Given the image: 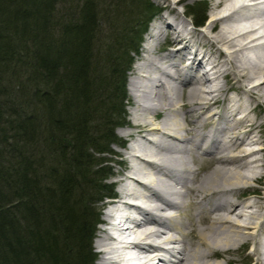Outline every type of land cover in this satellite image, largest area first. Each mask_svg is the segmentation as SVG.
I'll use <instances>...</instances> for the list:
<instances>
[{
  "label": "bare ground",
  "instance_id": "bare-ground-1",
  "mask_svg": "<svg viewBox=\"0 0 264 264\" xmlns=\"http://www.w3.org/2000/svg\"><path fill=\"white\" fill-rule=\"evenodd\" d=\"M168 2L129 80L133 120L158 138L124 147V197L99 220L97 264H159L161 252L166 264H264V0H205L206 26Z\"/></svg>",
  "mask_w": 264,
  "mask_h": 264
},
{
  "label": "trees",
  "instance_id": "trees-1",
  "mask_svg": "<svg viewBox=\"0 0 264 264\" xmlns=\"http://www.w3.org/2000/svg\"><path fill=\"white\" fill-rule=\"evenodd\" d=\"M188 10L203 24L198 2ZM158 12L150 0H0V264H93L132 53Z\"/></svg>",
  "mask_w": 264,
  "mask_h": 264
},
{
  "label": "rangeland",
  "instance_id": "rangeland-1",
  "mask_svg": "<svg viewBox=\"0 0 264 264\" xmlns=\"http://www.w3.org/2000/svg\"><path fill=\"white\" fill-rule=\"evenodd\" d=\"M153 4L155 5H161L160 3V0H150ZM198 2V5H200L201 9L203 8L206 12V15L208 16V12H209V6L211 4H209V6L207 7L205 5V0H177L176 2H168L169 4H167V6L169 8H173L175 11L179 12L181 15L185 16L186 19H187V14L185 12H187L186 10V7H191L193 6L194 4H196ZM200 2V3H199ZM181 4V5H180ZM205 5V6H203ZM186 10V11H185ZM188 13V12H187ZM158 13H156L154 15V17L152 18V20L149 22L148 24V29L144 35V38L142 40V43L140 44V47L138 49V53L134 54L132 53V55L134 56L133 57V64H132V67L130 69V71L128 72V75H127V80H126V91H127V95L129 97V102L126 104V110H127V120H128V125L124 126V127H118L115 129V132L116 134L123 139L124 142V145L123 146H113V150L116 152V154H114V160L115 161H118V164L119 165H113V173H114V176L111 177L109 179V182L113 183L115 185V192H116V197L114 198H118L120 196V191L122 190V186L120 185V182H121V177L126 173L125 170H128L129 167H130V161L128 158V155L124 152V147L127 146V145H130V144H137L139 145V142L141 143H144L146 148H150L152 146V144H148L146 143L143 139L141 141L138 140V142L136 141V138H138V134H141V135H144L145 137H147L148 141L150 139L152 140H156L158 138V135L154 134L153 132L150 134L149 132L145 131V130H142L141 128L137 127V124H135V121L133 120V116H134V108H136L137 106V99L133 93V90L130 89V85H129V80L131 77L133 76H138L139 73L137 72V65H139L140 63H145V59H147V53L145 52L146 51V48H148V46L152 43V41H150L149 39V28L150 26L152 25V23H154L155 21V18L157 17ZM191 17V16H190ZM189 21V19H187ZM205 22H203V25H205ZM205 29V27H203ZM165 46V41L162 40L160 42H158V46L157 47V50L158 49H162L163 47ZM182 110H186V109H183ZM159 121V119L157 120V122ZM189 121V119H186V122ZM262 122L261 123V130H260V135L261 137L263 138L262 140L264 141V121L261 120ZM130 131L132 134L131 135H126L123 133V131ZM118 132V133H117ZM119 132H121L119 134ZM264 143V142H263ZM199 154V152H197ZM196 153V154H197ZM257 156H260V162L262 159H264V147L262 148V150L259 152V153H256ZM201 158V157H200ZM192 175V174H191ZM195 184V183H194ZM261 185V182H253V187H260ZM176 186V185H175ZM177 188L180 190V188L177 186ZM173 196V195H172ZM190 196V195H189ZM189 196L187 198H189ZM173 198H176V196H173ZM191 198V196H190ZM177 199V198H176ZM103 205H99V220H102V218L104 217V212H106L107 210V206H108V200L106 199L104 201V203H102ZM209 205V204H208ZM193 211L189 210V215L184 217L182 216L181 218V221H186L188 220V217L190 215H192ZM184 217V218H183ZM192 218L193 220L196 218L194 215H192ZM185 223V222H184ZM101 228L104 229L103 225L101 224V222L99 221V223L96 225V228H95V232H94V237H93V240H92V246H93V249H94V252L96 254L95 256V260L93 262V264H97L99 263L100 261V257L102 255V252H101V249H99L100 246H97V240L100 238L101 236ZM189 228L187 227L186 229H184L183 231H188ZM103 231V230H102ZM190 234V232H189ZM178 236V234H176ZM191 235V234H190ZM188 237V236H187ZM189 238V237H188ZM101 239V238H100ZM192 241V240H191ZM227 257H232V259H235V262H239V263H244L245 261L244 260H241L238 256H234V255H228Z\"/></svg>",
  "mask_w": 264,
  "mask_h": 264
},
{
  "label": "water",
  "instance_id": "water-1",
  "mask_svg": "<svg viewBox=\"0 0 264 264\" xmlns=\"http://www.w3.org/2000/svg\"><path fill=\"white\" fill-rule=\"evenodd\" d=\"M187 16L189 17V16H190V14H189V13H187Z\"/></svg>",
  "mask_w": 264,
  "mask_h": 264
}]
</instances>
